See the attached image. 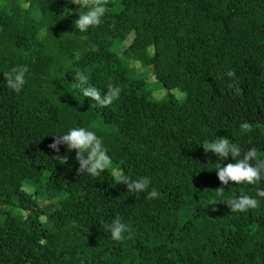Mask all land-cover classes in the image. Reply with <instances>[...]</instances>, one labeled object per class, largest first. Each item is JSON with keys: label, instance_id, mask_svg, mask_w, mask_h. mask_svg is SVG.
<instances>
[{"label": "trees", "instance_id": "1", "mask_svg": "<svg viewBox=\"0 0 264 264\" xmlns=\"http://www.w3.org/2000/svg\"><path fill=\"white\" fill-rule=\"evenodd\" d=\"M79 7L0 0V264H264V198L256 195L264 180L222 185L215 168L235 161L201 146L226 137L264 157V0H109L103 23L84 33L75 28ZM146 29L153 61L180 80L182 102L124 79L133 72L124 61L139 62L125 45L142 42ZM21 65L28 72L17 94L3 73ZM78 71L102 98L110 85L120 98L102 107L84 97ZM235 80L239 94L229 87ZM76 127L103 140L118 172L147 177L158 198L128 192L109 169L78 175L66 145L67 164L55 161L53 135ZM242 194L259 208L232 212L224 202ZM116 216L133 239L111 238L105 225Z\"/></svg>", "mask_w": 264, "mask_h": 264}, {"label": "clouds", "instance_id": "2", "mask_svg": "<svg viewBox=\"0 0 264 264\" xmlns=\"http://www.w3.org/2000/svg\"><path fill=\"white\" fill-rule=\"evenodd\" d=\"M71 4L80 6L77 9L78 19L75 22V28L80 32H87L90 28H95L103 23L104 16L108 13L109 0H69ZM80 10V11H78ZM66 14H72V10L65 9ZM82 39H84L82 37ZM92 51H98L95 46H92ZM79 54L77 53V56ZM28 72L27 65L13 67L10 71L3 73L6 86L19 94L26 84V73ZM230 78L236 77L234 70L227 72ZM75 79L77 87L82 89L84 97H89L96 101V104L107 107L114 101L118 100L122 89L118 86H108L107 93L103 96L97 88L89 87V76L84 72H76ZM234 88L239 94L242 90L239 87L238 80L229 85ZM242 132H251L252 125L248 122L240 124ZM54 142L48 145L57 155L52 158L58 161L61 165L68 162L67 155H59L60 145H66L69 152L75 150L76 160L79 162L77 174H88L92 177H99L107 169L112 166L111 157L108 155V150L103 145V140L98 137L95 132L83 127L70 129L66 134L53 135ZM205 153L211 152L216 157L227 159L229 156L235 161L228 163L226 166L217 165V175L222 185H229L233 182L235 185L246 184L256 185L264 180V157L258 155L256 148H250L247 151H242L238 143H232L226 137H220L213 142L204 141L201 145ZM118 183L126 185L128 192L141 193L147 192L148 199L158 198L159 193L152 189L148 191L151 181L147 177L132 179L127 175H118L116 177ZM218 195L222 196L225 192L224 187L216 189ZM256 195L264 198V189H257ZM226 203L232 212H247L249 210L259 208L260 201L252 196L242 194L239 198L228 200ZM110 232L111 238L114 241H124L125 239L134 238V230L126 223L122 222L121 217L116 216L112 222L105 225ZM125 233L128 235L125 236Z\"/></svg>", "mask_w": 264, "mask_h": 264}, {"label": "rangeland", "instance_id": "3", "mask_svg": "<svg viewBox=\"0 0 264 264\" xmlns=\"http://www.w3.org/2000/svg\"><path fill=\"white\" fill-rule=\"evenodd\" d=\"M152 35L153 31L146 29L143 33L144 39L142 42H134L132 38L126 43L125 48L134 55L139 62L151 61L153 65L150 66H141L139 62L135 63L132 61L125 60L124 66L133 68V72L126 74L124 79L134 80V79H143L147 84V88L153 91L152 95L155 99L168 102L170 99L177 100L182 102L185 98V94L180 92L177 88L179 85V78L168 79L166 78V69L164 68L163 63H156L153 61V50L154 46L152 44ZM159 78L163 79V83L159 82ZM112 172L114 178L118 175H127L133 177L132 171L130 168L125 169L122 173L118 172L117 169L112 166L109 168ZM44 197L43 190L38 188L37 195L35 199L40 200ZM43 220V218H42ZM49 231L55 233L56 229L54 227L50 228ZM57 248L62 250L60 242H57Z\"/></svg>", "mask_w": 264, "mask_h": 264}]
</instances>
